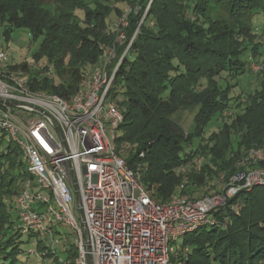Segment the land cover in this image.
I'll list each match as a JSON object with an SVG mask.
<instances>
[{"label": "trees", "instance_id": "1", "mask_svg": "<svg viewBox=\"0 0 264 264\" xmlns=\"http://www.w3.org/2000/svg\"><path fill=\"white\" fill-rule=\"evenodd\" d=\"M108 1L0 0V25L7 27L6 40L13 29H27L33 39L43 36L34 53L35 61L44 63L40 71L29 72L27 63L12 68L27 71L32 90L69 98L81 89L86 77L79 66L67 63L74 62L75 55H81L84 64L107 59L102 45L112 42L117 33L108 25V18L113 12L126 14L128 42L117 46L107 68L109 73L116 70V88L111 94L124 113L121 127L127 126L125 131L138 142L137 150L125 158L128 166L136 170L142 164V182L160 202L176 193L180 184L176 171L187 164L194 165V172L186 186L207 184L214 165L227 178L244 171L241 158L264 142V69L254 72L252 59L243 58L249 50L255 58L260 54L258 47L250 49L256 39L250 33V19L264 7V0H121L130 8L135 4L127 13ZM208 6L222 7L228 19L210 18ZM50 65L55 78L45 74ZM247 69L262 75V90L247 96L242 113L228 115V96L220 88L218 76L224 72L238 76ZM186 103L195 110L189 131L173 117ZM215 114L223 125L205 136V125ZM152 121L155 127L149 130ZM234 133L239 136L235 147ZM127 139V135L115 139L117 152ZM21 153L0 126V264H17L18 238L25 234L19 229L15 204L8 209L6 201L22 188L26 162ZM197 161L203 164L198 166ZM249 166L264 167V160ZM186 188L182 193H187ZM213 216L216 224L190 230L177 239L182 242L181 250L193 247L181 264H264V185L240 190ZM41 247L53 255L46 246ZM77 252L74 246L71 260L57 264H75Z\"/></svg>", "mask_w": 264, "mask_h": 264}, {"label": "built area", "instance_id": "2", "mask_svg": "<svg viewBox=\"0 0 264 264\" xmlns=\"http://www.w3.org/2000/svg\"><path fill=\"white\" fill-rule=\"evenodd\" d=\"M2 42L0 38V126L20 146L27 165L15 202L18 226L22 233L41 234L52 246L63 237L60 223L72 226L78 250L75 264H89L88 253L93 264H171V238L177 240L190 230L216 224L213 213L228 199L242 189L264 185V167L249 166L264 160V149L252 147L240 161L246 169L232 175L217 196L198 199L182 193L185 184H181V190L170 200L157 201L142 182V164L136 170L130 168L115 150L117 131L125 122L111 94L116 88V70L109 73L107 68L115 51H110L93 71L87 89L81 87L65 98L32 90L27 71L12 68ZM262 68V64L251 63L254 72ZM52 72L48 68L45 74ZM1 99L20 105L15 107ZM32 106L44 109L59 123L67 148L51 119ZM18 113L35 119L25 125ZM144 156L141 152L140 157ZM71 169L80 188L89 251L76 215Z\"/></svg>", "mask_w": 264, "mask_h": 264}, {"label": "rangeland", "instance_id": "3", "mask_svg": "<svg viewBox=\"0 0 264 264\" xmlns=\"http://www.w3.org/2000/svg\"><path fill=\"white\" fill-rule=\"evenodd\" d=\"M109 4L116 5L124 10L126 13L130 12L135 4L131 6V8L123 3L121 0H109ZM264 5V4H263ZM210 6H212L210 4ZM209 7V6H208ZM141 9V8H138ZM207 14L210 18L223 21L228 19V13L220 6L217 7H209L207 10ZM127 15H117L113 12L108 18V25L113 30H116L117 33L114 35L112 42L104 43L102 46L106 55L104 58H107V55L110 51H115L118 45H123L128 42L126 28L128 27V20ZM250 27L252 28V35L256 37L250 49L253 47H258V51L260 54L256 55V58L252 55V50L243 56L244 59L246 57H250L255 63H259L263 65V68L259 71L264 69V7L260 8L250 19ZM7 29L6 25H0V38L2 39L3 48L8 53L10 58L11 65L27 63L29 72L35 73L39 72L40 68L44 65L43 62L35 61L34 53L39 49L40 44L43 40V36L33 39L32 35H30L27 29H13L11 32V38L9 40L5 39L4 32ZM136 37V34L133 38ZM132 38V39H133ZM249 40V39H248ZM130 44V43H129ZM129 46V45H128ZM127 46V47H128ZM101 53V52H100ZM252 55V56H250ZM81 55H75L74 62L67 63L70 66H79L81 72L85 75L84 82L82 83L83 89H87L88 79L92 74V71L102 62L103 59L99 63L95 64H84L81 63L80 60ZM253 57V58H252ZM111 59V58H110ZM109 59V60H110ZM69 60V59H68ZM68 62V61H67ZM251 67V66H250ZM52 69V74L50 75L51 78L57 77L54 66L50 65ZM262 75L260 73H254L251 70L247 69L244 73L239 74L238 76L229 75L227 73H222L218 76V83L222 90H224L228 96V103L229 109L227 111L228 115H236L237 113H242L243 107L247 102V96L257 91L262 90ZM242 105V106H241ZM240 106V107H239ZM195 110L190 109V103H186L183 105V108L179 110L176 114H174V120H177L181 123L186 130H190L193 124V114ZM20 121L23 122L25 125L30 124L34 119L35 116H31L26 113H18ZM228 119V118H227ZM155 121L150 122L149 130L155 127ZM223 125V120L219 118V114H215L205 125V136H208L211 131L217 130ZM125 129L129 130L127 126H120L117 131V136L119 135H127L129 139L124 140L121 142V149L120 154L122 157L126 158L130 151L132 150L135 152L137 150L138 142L136 141V137L130 138L132 133L130 131H125ZM146 132V131H145ZM139 136V135H138ZM137 136V137H138ZM8 137V136H7ZM110 138L112 139V135L110 134ZM239 136L234 133L233 136V145L234 147L237 146V142ZM113 140V139H112ZM260 144V141L257 142ZM258 148L264 149V142L262 146ZM20 158L23 160V155H20ZM198 162V161H197ZM198 166H201L203 162H198ZM234 165V163H233ZM197 166V165H196ZM12 167H14V162L12 163ZM215 171L212 172V177L209 178L208 183L204 185L199 184H189V179H191L193 175V168L194 165L187 164L185 167L183 166L176 173L179 175L180 183L177 188L176 192L181 190L180 185L185 184L187 187L188 195L193 197H200L206 195H212V197L217 193L222 192L223 188L227 184L229 178L225 175L224 171H221L219 166L214 165ZM23 170H27V165H23ZM24 178V176L22 177ZM23 182V181H22ZM19 182H15L14 185L18 188ZM17 200V196L8 199L10 204H8V209L14 207V204ZM54 203V201H53ZM76 215L80 218L78 209L76 210ZM60 234H63V237L59 239L58 243H55L53 246L50 245V240L45 239L41 234L29 235L27 233L20 234L18 241L19 247L21 252L16 255V263L17 264H57L58 261L64 260H71L70 250L75 246V234L73 227L67 223H60L59 225ZM59 238V236H58ZM41 242L42 245L39 243ZM181 240H172L170 241V245H172L171 251V264H181L183 258H188L190 254L193 252V247H188L181 250ZM41 246H46L47 250H50L53 255H45V257L40 258L38 255H42L43 252H47L46 250L43 251ZM184 264V263H182Z\"/></svg>", "mask_w": 264, "mask_h": 264}, {"label": "water", "instance_id": "4", "mask_svg": "<svg viewBox=\"0 0 264 264\" xmlns=\"http://www.w3.org/2000/svg\"><path fill=\"white\" fill-rule=\"evenodd\" d=\"M1 100L4 101V102H6L9 105H12V106H15V107H17V106L20 105L18 102L11 101V100H8V99H1ZM32 107L37 112H39L42 115H44V116H46V117H48V118L51 119L54 127L59 132L60 137L63 140V142H64V144H65V146L67 148V145H66V142H65V138H64V134L62 132V129H61L59 123L47 111H45L44 109H41L40 107H37V106H32ZM71 174H72L74 191H75L77 205H78V211H79V215H80V221H81L82 227H83V239H84V243L86 245V250L89 251V245H88V239H87L88 229H87L86 218H85V214H84V210H83V206H82V199H81L80 188L78 186L77 179H76V176H75V173H74L73 169H71ZM87 257H88V262H90L89 264H93L92 263V260H91V256H90L89 253H88Z\"/></svg>", "mask_w": 264, "mask_h": 264}]
</instances>
